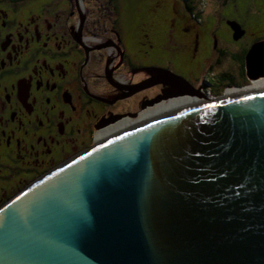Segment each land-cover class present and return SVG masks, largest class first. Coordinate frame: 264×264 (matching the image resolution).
Masks as SVG:
<instances>
[{
	"label": "water",
	"instance_id": "water-1",
	"mask_svg": "<svg viewBox=\"0 0 264 264\" xmlns=\"http://www.w3.org/2000/svg\"><path fill=\"white\" fill-rule=\"evenodd\" d=\"M246 63L264 76V40ZM223 96L140 122L5 202L0 264H264V89Z\"/></svg>",
	"mask_w": 264,
	"mask_h": 264
},
{
	"label": "flooded vegetation",
	"instance_id": "flooded-vegetation-1",
	"mask_svg": "<svg viewBox=\"0 0 264 264\" xmlns=\"http://www.w3.org/2000/svg\"><path fill=\"white\" fill-rule=\"evenodd\" d=\"M136 1L0 0V207L140 122L264 79L246 63L264 35L203 18L192 0L172 4L164 37L135 51L122 11Z\"/></svg>",
	"mask_w": 264,
	"mask_h": 264
},
{
	"label": "rangeland",
	"instance_id": "rangeland-1",
	"mask_svg": "<svg viewBox=\"0 0 264 264\" xmlns=\"http://www.w3.org/2000/svg\"><path fill=\"white\" fill-rule=\"evenodd\" d=\"M178 2L180 3L179 0H137L134 5L125 3L122 16L128 22L125 33L129 46L137 52L144 51L149 48L146 43L148 39L164 37L169 26V8ZM192 3L195 14L201 12L200 16L203 18L209 15L212 18H233L240 21L249 33H254L255 37L264 35V0H192ZM136 12L145 23L135 21Z\"/></svg>",
	"mask_w": 264,
	"mask_h": 264
},
{
	"label": "bare ground",
	"instance_id": "bare-ground-1",
	"mask_svg": "<svg viewBox=\"0 0 264 264\" xmlns=\"http://www.w3.org/2000/svg\"><path fill=\"white\" fill-rule=\"evenodd\" d=\"M261 77H264V76H261ZM259 77V78H261ZM258 78V79H259ZM256 82V81H255ZM264 89V79L263 80H260L259 82H256V84L252 87H249L247 89H244V90H230L227 92V94L224 96V97H230V96H233L235 94H238V93H245V92H253V91H261ZM182 103V102H181ZM182 104H180L181 106ZM179 106V105H178Z\"/></svg>",
	"mask_w": 264,
	"mask_h": 264
},
{
	"label": "trees",
	"instance_id": "trees-1",
	"mask_svg": "<svg viewBox=\"0 0 264 264\" xmlns=\"http://www.w3.org/2000/svg\"><path fill=\"white\" fill-rule=\"evenodd\" d=\"M191 11H192V12L195 11V6H194V5H192V7H191ZM197 15H198V12H197Z\"/></svg>",
	"mask_w": 264,
	"mask_h": 264
}]
</instances>
